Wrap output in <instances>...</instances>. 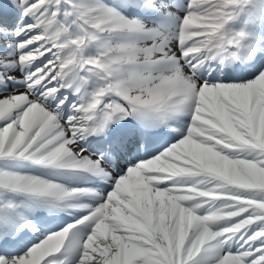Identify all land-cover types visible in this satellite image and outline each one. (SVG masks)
<instances>
[{
  "label": "snow or ice",
  "instance_id": "6c2138e0",
  "mask_svg": "<svg viewBox=\"0 0 264 264\" xmlns=\"http://www.w3.org/2000/svg\"><path fill=\"white\" fill-rule=\"evenodd\" d=\"M0 264H264V0H0Z\"/></svg>",
  "mask_w": 264,
  "mask_h": 264
}]
</instances>
